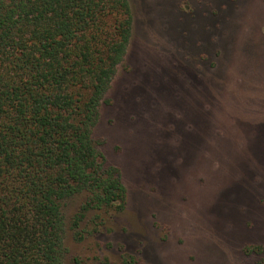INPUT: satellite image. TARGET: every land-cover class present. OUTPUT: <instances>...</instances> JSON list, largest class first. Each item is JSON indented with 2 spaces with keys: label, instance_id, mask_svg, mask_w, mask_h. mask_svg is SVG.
<instances>
[{
  "label": "rangeland",
  "instance_id": "obj_1",
  "mask_svg": "<svg viewBox=\"0 0 264 264\" xmlns=\"http://www.w3.org/2000/svg\"><path fill=\"white\" fill-rule=\"evenodd\" d=\"M129 1L93 129L126 207L75 241L65 202L63 264H264V0Z\"/></svg>",
  "mask_w": 264,
  "mask_h": 264
},
{
  "label": "trees",
  "instance_id": "obj_2",
  "mask_svg": "<svg viewBox=\"0 0 264 264\" xmlns=\"http://www.w3.org/2000/svg\"><path fill=\"white\" fill-rule=\"evenodd\" d=\"M132 29L129 0H0V264H63L74 197L75 241L125 210L93 129Z\"/></svg>",
  "mask_w": 264,
  "mask_h": 264
}]
</instances>
